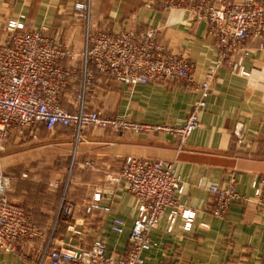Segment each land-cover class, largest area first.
Listing matches in <instances>:
<instances>
[{"label": "crops", "instance_id": "1", "mask_svg": "<svg viewBox=\"0 0 264 264\" xmlns=\"http://www.w3.org/2000/svg\"><path fill=\"white\" fill-rule=\"evenodd\" d=\"M75 1L80 0L0 1V27L19 13L25 14L28 28L47 26L46 34L63 42L72 54L63 63L77 71L86 24L72 14ZM90 1L91 31L156 28L160 44L189 57L195 69L189 85L180 80L130 86L98 74L88 86L87 106L150 124L183 122L200 97L199 82L217 58L215 37L208 32L207 23L193 19L180 8L147 6L149 0ZM250 46L251 55L245 60L249 74L239 75L227 67L218 70L200 113L201 125L190 133L177 156L176 139L166 132L133 133L89 126L77 139L72 127L57 126L53 131L41 127L43 134L24 137L21 144L30 145L28 151L24 155L14 151L5 157L4 166L12 176L8 196L23 206L43 235L22 242L16 249H0V264H37L49 239L54 244L70 241L88 245L95 238H104L108 254L122 252L137 214V199L122 180L110 177L128 155L175 160L184 185L176 197L196 210L191 229L185 231L181 217L173 230L167 231L166 215L162 216L158 226L150 230V247L143 253L145 264H264V211L252 198V181L264 172V41H251ZM73 96L69 85L61 95L64 108H73ZM236 121L244 124L241 144L232 132ZM14 144H19V137ZM49 146L63 152L51 151ZM62 157L72 163L69 187H58L52 182L55 176L45 181L34 173V166ZM21 160H25L27 172L21 171ZM230 172L236 175V189L245 198L231 202L224 216H215L210 211L215 194L207 186L222 185ZM96 191L101 193L98 203L107 209L87 211ZM63 197L74 205L73 218L81 230L78 235L67 230L63 213L59 215ZM115 216L125 221L122 233L111 230Z\"/></svg>", "mask_w": 264, "mask_h": 264}, {"label": "built area", "instance_id": "2", "mask_svg": "<svg viewBox=\"0 0 264 264\" xmlns=\"http://www.w3.org/2000/svg\"><path fill=\"white\" fill-rule=\"evenodd\" d=\"M146 5L183 9L193 19L204 20L208 32L215 37L216 62L208 66L199 82L200 97L191 105L185 120L150 124L87 106L86 91L98 74L130 86L180 80L189 85L193 82L195 64L186 55L164 48L153 27L91 31V1L80 0L72 7L73 16L86 24L77 71L76 67L63 63L72 54L63 42L46 34L47 26L28 28L25 14L19 13L0 27V151L15 128L25 127L35 134L41 127L49 131L57 126L72 127L78 139L82 129L94 126L133 133H171L176 139L177 156L190 133L201 125L200 113L218 70L227 67L239 75L249 74L245 60L251 55L250 43L264 41V0H149ZM69 85L74 94L72 109L64 108L61 103V95ZM243 128L241 121H236L232 128L238 144L244 141ZM110 178L122 180L137 199V214L123 251L118 255L108 254L104 238H95L88 245L70 241L54 244L49 239L37 264H145L143 253L150 247V230L158 226L163 215H166L167 231L173 230L178 217L183 220V231L191 229L196 210L181 204L176 197L183 192L184 185L176 172L175 160L128 155ZM236 181V175L230 172L222 185L207 186L215 194L210 209L215 216H224L231 202L245 198L237 191ZM11 184V174L0 169V249L4 250L16 249L22 242L43 235L42 228L30 221L23 206L9 198ZM252 188V198L264 211V172L255 176ZM100 197V191H96L87 211L107 209L98 203ZM62 213L67 230L80 234L73 218L74 205L65 197L59 215ZM110 226L113 232L122 233L125 221L115 216Z\"/></svg>", "mask_w": 264, "mask_h": 264}, {"label": "rangeland", "instance_id": "3", "mask_svg": "<svg viewBox=\"0 0 264 264\" xmlns=\"http://www.w3.org/2000/svg\"><path fill=\"white\" fill-rule=\"evenodd\" d=\"M86 95H87V91H86ZM85 95V96H86ZM72 104V102H71ZM44 130L42 131L40 129V131H38L35 134H32L28 128L22 127L20 128H15L13 129L9 135L7 136L5 142H4V149L0 151V162L3 163L2 167H0V169H2V171L11 174L7 169V166H4L5 163V157H7L6 155L13 153L14 151L17 152V154L19 155H24L26 153V151H28V147H30V145H26V144H21L22 142H24L23 138L26 137H33V135H37L39 136V134H43ZM19 137V144H14V141H16V139L18 140ZM40 141V140H38ZM51 151H58V152H63L62 149H56L53 146H49V148H47ZM4 156V158H3ZM61 156H59L60 158ZM4 161V162H3ZM22 163V168L21 171L22 172H27L28 166H24V162L25 160H21ZM0 163V164H1ZM39 163V162H38ZM40 165V164H39ZM43 166H34L37 167L34 173H37L39 176H43L44 180L46 181V178H48L49 176H55V180L52 182H56L58 187H69L71 184V179H72V174H71V159H64L63 157L59 160H53V161H49L46 162L45 164H41ZM53 166V168L50 170L48 167L49 166ZM24 170V171H23ZM37 170H43L40 173L37 172ZM41 174V175H40ZM48 182V181H47ZM54 183V184H56ZM53 184V185H54ZM55 228V227H54Z\"/></svg>", "mask_w": 264, "mask_h": 264}]
</instances>
